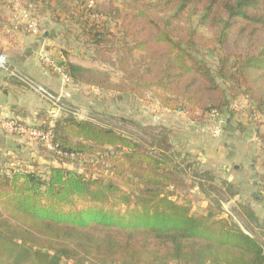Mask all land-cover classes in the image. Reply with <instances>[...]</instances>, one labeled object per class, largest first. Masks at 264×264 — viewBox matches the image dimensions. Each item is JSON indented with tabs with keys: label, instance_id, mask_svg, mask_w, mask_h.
<instances>
[{
	"label": "trees",
	"instance_id": "1",
	"mask_svg": "<svg viewBox=\"0 0 264 264\" xmlns=\"http://www.w3.org/2000/svg\"><path fill=\"white\" fill-rule=\"evenodd\" d=\"M92 7L80 11L81 33L96 57L122 54L124 78L52 59L70 82L134 97L155 87L165 105L176 99L229 124L238 93L264 109V0H125L114 8L118 35L98 24L104 4ZM135 51L142 68L130 63ZM132 122L139 131L63 110L34 126L51 133L54 150L42 148L57 164L0 172V264H264L253 209L222 215L233 184L177 161L166 127ZM191 188L203 212L180 198Z\"/></svg>",
	"mask_w": 264,
	"mask_h": 264
},
{
	"label": "rangeland",
	"instance_id": "2",
	"mask_svg": "<svg viewBox=\"0 0 264 264\" xmlns=\"http://www.w3.org/2000/svg\"><path fill=\"white\" fill-rule=\"evenodd\" d=\"M97 1L104 4L101 8L103 15L98 17L99 26L118 35L119 21L114 16V8L122 7L125 0H84L83 4L82 0H52L50 3L20 0L31 14L28 20L37 24L36 34L29 33L25 28L26 22L20 21L14 0H0V69H5L9 64V57L13 53L10 45L14 38L26 39V35L42 36L47 32L45 44L38 51V58L45 65L43 58L66 60L105 73L112 83L121 82L124 74L117 60L122 54L112 53L113 63L96 57L94 45L81 33L80 11L94 6ZM133 54L130 63H138L137 67L142 68L141 52L135 51ZM61 81L63 90H57V93L43 90L52 101L53 104L49 102L51 106L57 109V113L52 114L54 117L68 110L77 118L110 122L129 132L139 131L132 121L141 125L164 126L170 132L173 152L179 154L177 161H195L198 169L208 170L218 178L231 182L234 190H237V195L224 204V217L238 203H245L251 208L258 205L264 214V109L252 104L241 93L231 103L234 118L229 124L225 122L224 115L215 116L199 108L189 109L176 99L165 105L161 98L164 92L155 87L140 97H134L126 93L118 95L117 92L101 90L96 86L74 84L62 77ZM39 89L42 90L41 87ZM119 117L130 122L123 123ZM219 128L220 132L216 135ZM66 165L74 168L75 162L69 159ZM216 184L220 186L219 181ZM178 192L180 198L191 199L192 212H203L205 200H201L203 195L197 189ZM254 192L256 195L253 199L251 194ZM262 213L257 216L259 227L263 229Z\"/></svg>",
	"mask_w": 264,
	"mask_h": 264
},
{
	"label": "crops",
	"instance_id": "3",
	"mask_svg": "<svg viewBox=\"0 0 264 264\" xmlns=\"http://www.w3.org/2000/svg\"><path fill=\"white\" fill-rule=\"evenodd\" d=\"M47 36L45 32L42 36L26 35V39L14 38L10 45L13 53L9 57V64L5 69H0V172L25 169L46 173L49 166L57 164L44 151L42 145L9 133L1 125L3 119L12 118L35 126L42 124L46 116L52 117L56 112L57 109L51 106L53 103L43 90L54 93L63 90L60 87L62 75L52 72L38 58V51L43 48ZM205 206L206 201L203 208ZM252 209L256 215L262 213L258 205H253Z\"/></svg>",
	"mask_w": 264,
	"mask_h": 264
},
{
	"label": "built area",
	"instance_id": "4",
	"mask_svg": "<svg viewBox=\"0 0 264 264\" xmlns=\"http://www.w3.org/2000/svg\"><path fill=\"white\" fill-rule=\"evenodd\" d=\"M14 7L18 11V15L23 21L26 22L25 28L27 31L31 34H36L38 32L37 24L33 20H28V18L31 17V14L27 8H25L22 3H20V0H14ZM43 61L47 64V66L53 67L54 70L58 71L64 80H69L66 75L62 73L61 68L56 67L53 63V60H50L48 58H43ZM213 114L215 112H212ZM2 127L9 133L17 134L19 136H22L26 138L29 142L32 143H40L44 148L48 150H54V147L50 143L51 133L49 131H44L38 128H35L34 126L26 125L16 119H3L1 121ZM220 132V128L218 129L216 133Z\"/></svg>",
	"mask_w": 264,
	"mask_h": 264
},
{
	"label": "water",
	"instance_id": "5",
	"mask_svg": "<svg viewBox=\"0 0 264 264\" xmlns=\"http://www.w3.org/2000/svg\"><path fill=\"white\" fill-rule=\"evenodd\" d=\"M255 195H256V193L254 192L251 194V197L254 199Z\"/></svg>",
	"mask_w": 264,
	"mask_h": 264
}]
</instances>
